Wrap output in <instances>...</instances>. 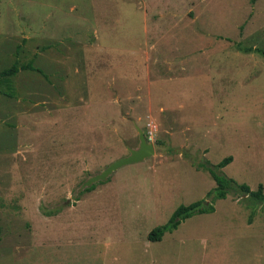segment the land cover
<instances>
[{
  "label": "rangeland",
  "instance_id": "obj_1",
  "mask_svg": "<svg viewBox=\"0 0 264 264\" xmlns=\"http://www.w3.org/2000/svg\"><path fill=\"white\" fill-rule=\"evenodd\" d=\"M259 49L264 0H0V264H264V202L210 173L264 185Z\"/></svg>",
  "mask_w": 264,
  "mask_h": 264
},
{
  "label": "trees",
  "instance_id": "obj_2",
  "mask_svg": "<svg viewBox=\"0 0 264 264\" xmlns=\"http://www.w3.org/2000/svg\"><path fill=\"white\" fill-rule=\"evenodd\" d=\"M259 51L264 55V50L259 49ZM32 64H26L23 65V69L26 68H32ZM19 67L18 64H13L12 67L5 69L2 72V75H9V74H15L18 72ZM146 137L148 138L147 132H145ZM233 157L227 156L225 157L221 162H219L218 167L222 168L228 165L230 162H232ZM210 173L214 180L216 181V187L214 190V196L213 199H221L226 198L228 193L231 191L239 192L243 195H248V198H250L252 201L263 203L264 202V185L259 184L258 188L256 190H253L248 184L242 183L239 184L236 180L233 178L220 175L215 169H210ZM90 188H87V190ZM209 196L213 195V191H210L208 193ZM215 206L211 202H204L203 200H197L195 202H192L188 205H180L175 212L173 213V216L171 219L165 223L158 225L154 227L148 237L151 241H160L163 239L164 235L167 232H172L175 229L178 228V226L181 224L182 220H185L195 214H201V213H209L214 212ZM2 233V227L0 225V235Z\"/></svg>",
  "mask_w": 264,
  "mask_h": 264
},
{
  "label": "water",
  "instance_id": "obj_3",
  "mask_svg": "<svg viewBox=\"0 0 264 264\" xmlns=\"http://www.w3.org/2000/svg\"><path fill=\"white\" fill-rule=\"evenodd\" d=\"M138 130H139V139H140L139 146L137 148H131L130 154L114 161L109 166H107L104 170H102L100 173L90 176L81 185L78 192L85 190L87 188H90L94 183L98 181L108 179V177L114 171H116L118 168L124 165L131 164L134 162H139L141 160H144L147 157L155 155L156 147H155L154 142L149 141V139L146 137L144 131L141 128H138Z\"/></svg>",
  "mask_w": 264,
  "mask_h": 264
},
{
  "label": "built area",
  "instance_id": "obj_4",
  "mask_svg": "<svg viewBox=\"0 0 264 264\" xmlns=\"http://www.w3.org/2000/svg\"><path fill=\"white\" fill-rule=\"evenodd\" d=\"M148 139L150 140V139H151V137H150V136H148Z\"/></svg>",
  "mask_w": 264,
  "mask_h": 264
}]
</instances>
